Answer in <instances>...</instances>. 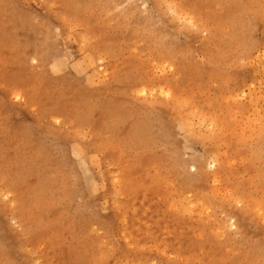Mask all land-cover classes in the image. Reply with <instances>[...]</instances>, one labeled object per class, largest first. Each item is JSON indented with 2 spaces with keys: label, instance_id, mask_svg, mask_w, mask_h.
Wrapping results in <instances>:
<instances>
[{
  "label": "rangeland",
  "instance_id": "obj_1",
  "mask_svg": "<svg viewBox=\"0 0 264 264\" xmlns=\"http://www.w3.org/2000/svg\"><path fill=\"white\" fill-rule=\"evenodd\" d=\"M0 264H264V0H0Z\"/></svg>",
  "mask_w": 264,
  "mask_h": 264
}]
</instances>
